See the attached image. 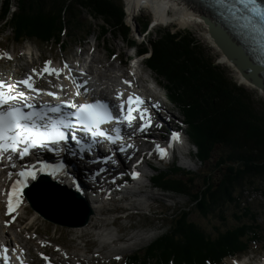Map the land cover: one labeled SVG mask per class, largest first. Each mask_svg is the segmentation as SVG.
<instances>
[{"label": "trees", "instance_id": "trees-1", "mask_svg": "<svg viewBox=\"0 0 264 264\" xmlns=\"http://www.w3.org/2000/svg\"><path fill=\"white\" fill-rule=\"evenodd\" d=\"M84 13L102 22L101 38L112 34L127 40L131 35L121 0H0V27L10 31L14 45L33 41L62 50L82 27ZM148 24H141V33ZM127 44L137 47L138 54L149 52L145 64L165 83L170 101L181 111L200 164L206 168L217 150L221 153L216 167L223 172L217 182L207 178L195 190L194 176L174 166L169 175L159 172L154 184L163 192L189 197L205 217L218 213L216 217L226 222L224 209L232 206L234 224L223 231L214 226L207 231L183 211L142 255L132 253L123 263L222 264L247 254L264 238L258 214L243 200L244 186L261 192L264 183V111L257 110L246 90L208 57L191 32L163 29L146 42L148 48L130 40ZM241 200L245 201L243 208Z\"/></svg>", "mask_w": 264, "mask_h": 264}, {"label": "rangeland", "instance_id": "rangeland-1", "mask_svg": "<svg viewBox=\"0 0 264 264\" xmlns=\"http://www.w3.org/2000/svg\"><path fill=\"white\" fill-rule=\"evenodd\" d=\"M121 2L125 12V25L131 29V35L127 40H124L119 35L114 36L112 34H106L102 38L99 37L102 22L92 19L85 13L81 17L82 27L72 33L73 35L68 44L62 50L59 49V46L50 45L51 43L40 44L33 41L14 45L10 41V31L7 28L0 27V81L12 80L14 84L15 79H23L28 75H32L33 78L35 76L33 82L38 86H43L47 77L42 78L44 73L41 74V70L45 62L50 61L49 66L61 69L59 73H62L64 77L62 76L61 79L55 77V80L58 83H62V88L66 91L65 95L76 98L78 94L70 82L71 79H74V75L70 77L69 73L70 71L73 74L74 71L71 66H75L76 62L91 64L92 57H95L94 69L97 72H102L103 69L100 67H103L102 64L106 62L123 71L124 78L134 74L132 67L136 68L139 66V73L148 78L149 82L146 85L152 90L151 93H146L145 95L152 97L153 94H157L159 96L158 99L162 100L172 112L171 114L181 122L180 131H172L170 133H180V136L188 144L177 147L179 152H176L177 154H174L173 159L168 162L157 159L154 155L145 158V154H143L144 163L138 162L137 166L144 169L143 172L145 173L140 174L139 178L148 182L145 185L149 186L143 188L136 186V183L134 185V182L124 180L119 184V189L123 190L127 186H130L129 188L137 187L141 191L147 190L150 197H143L144 199L142 197L128 198L129 200L118 198L110 203L104 201L102 203L103 206H108L110 209L113 208L115 211L111 212L110 210V212L98 217L100 223L95 230L88 228L86 231H82L72 227H60L44 221L37 213L31 210L24 196H20L21 200L15 211L10 215L6 214L8 212L7 193L11 190V183H8V178L4 177L6 182L0 184V243H3L5 236L8 237L10 242L7 247L10 249V253L12 255L15 254V256L20 253L29 264H124V257L129 254L137 251L142 255L147 246L168 231L173 219L183 211H188L191 222L207 231L212 230L213 226L223 231L234 224L232 206L224 209L226 222L220 221L216 217L218 213H215L216 215L209 214L205 217L190 203L189 197L163 192L161 188L156 187L154 184L153 179L159 172L169 175L174 170V166L194 176L195 190L201 189L207 178H210L212 182H217L222 177L223 172L216 167L217 159L221 153L220 150H217L214 160L206 168L200 164L196 158V150L192 146L193 142L186 134L185 120L181 111L170 101L169 93L164 86L165 83L160 82L158 76L151 72L145 64L147 59H149V52L143 55L138 54L137 47L129 46L127 41H133L137 46L143 44L147 47L146 42L154 39L156 31L165 29L172 32H191L205 49L208 57L214 60L215 64L226 73L232 82L246 90L247 95L259 111H264V97L257 90H252L240 84L231 69L220 63L218 53L203 38V27L193 28L187 26L184 28L169 21L156 25L152 13L147 9L133 14L134 16L131 19L127 17L125 10L126 1L121 0ZM10 12H13V9H10ZM146 21L149 22L147 31L141 33V24ZM86 31L90 33L88 36ZM5 53L11 59L5 58ZM121 63L122 65L119 66ZM65 65H68L67 69L64 67ZM33 69L36 70L35 73H33ZM106 69L104 68L103 71H106ZM116 73H112V75L115 77ZM107 75L111 76V74ZM63 80H65L64 83ZM47 85L46 83L44 86L48 88L49 86ZM109 89L112 91L111 87ZM131 89L140 91L136 84H132ZM165 118L167 119L169 116H165ZM173 153L175 152L173 151ZM185 155L190 161L185 163L193 164L192 169L182 162ZM134 170L136 169L132 168L129 171L132 172ZM127 182L128 184L126 185ZM31 185L29 184L28 186ZM58 187L61 191H70V189L63 186ZM116 187L118 185L110 187V190L116 189ZM244 187L243 200L246 199V203L253 207L258 214V224L264 225V195L261 193L264 190V183L263 187L260 188L261 192L251 191L246 188L247 185ZM243 200L240 203L241 208L245 206V201ZM134 202L135 204L140 203L142 207H130L127 205ZM103 206L97 209H102ZM119 209H122V211L119 212ZM13 216L15 219L11 218ZM76 221L78 220H74V222ZM101 230L105 231L102 232ZM105 235H111L109 237L111 239L103 238ZM262 257H264V238L258 246L251 249L247 254L238 258L225 259L222 264H236L237 260L240 261L239 264H263L264 259ZM17 260L16 257L15 262Z\"/></svg>", "mask_w": 264, "mask_h": 264}, {"label": "bare ground", "instance_id": "bare-ground-1", "mask_svg": "<svg viewBox=\"0 0 264 264\" xmlns=\"http://www.w3.org/2000/svg\"><path fill=\"white\" fill-rule=\"evenodd\" d=\"M125 1H126V9L125 10H126L128 18L132 19V16H134L133 14L147 9L152 13V16H153L154 21L156 22V25L169 21L173 24H176V25H178L180 27H184V28L187 26L193 27V28L194 27H197V28L203 27V31H202L203 38L210 45V47L213 48L218 53L220 63L227 66L229 69H231V71L234 73V75H236L235 76L236 80L240 84H242V85H244V86H246L252 90H257L259 92V94L264 97V83L262 81H260L259 77H258V79L260 82H257V81H251L243 75V73L240 70V68L238 67L237 63L233 60V59H235V60L238 59L236 54H235V52H237L238 49L231 48L230 44H232V43L228 40L225 41L224 40L225 36L222 35V39H223L222 42H224L225 45L227 46L226 48L228 49L229 54L234 55L235 58L231 59L228 56L229 54H225L221 50V48L216 44L214 39L210 36L209 26L207 24H205V20H203V18H202L204 16L205 18L212 20L211 17L209 16L208 13L204 14V13L200 12L199 10H196L194 8V6L191 4L190 0H125ZM191 7H193L194 9H192ZM196 13H199V14H196ZM215 27L217 29V32L220 33L219 34L220 36H221V34L225 33V30L222 31L220 28H218V26H215ZM237 62L239 64H242L243 68L252 74L251 70L247 69V66H246V63L244 60L242 61L240 59ZM95 63H96V58L92 57L91 64L90 63L86 64L88 67L89 75L92 77V79H95V86H94L95 90L101 88L102 91H106V88L108 89L111 87L113 90L111 94L114 93V95H116L115 94L116 92H118L120 90L122 91L125 87H127L128 83H125V82L126 81L129 82V80L125 79L124 82L123 81L121 82L122 78L125 76V75H123V71H121L119 68L113 67L112 64L105 62L104 64H102L103 67H100V68L103 70H104V68L105 69L107 68L106 71L102 70V72H97L94 69ZM121 65H122V63L119 64V66H121ZM49 67H51V66H49ZM132 68L134 69V74H131L128 78H131V79L133 78L132 80L137 85L138 89H140L139 93H136V94L137 95H139V94L143 95L146 93H151L152 92L151 88L147 86L148 85L147 83L149 82V80L147 77L143 76V74L139 73L140 72L139 66H137L136 68H134V67H132ZM115 72H117V73L114 77L112 75V73L115 74ZM104 73L111 74V76L104 74ZM62 76H63L62 73H59V76H57L55 74L48 75L47 73H44L42 78L47 77L46 83L48 84L47 86H49V87L46 88L44 86L46 83L44 82L45 84L43 86L37 85L38 86L37 88L43 89L44 93L51 91V92H54L55 94H58V95L65 94L66 91L64 90V88H62V83H58L55 80V77L56 78L58 77L59 79H61ZM34 78H35V76H34ZM42 82H41V84H42ZM64 82H65V80H63V83ZM104 86L105 87L107 86V87L105 88ZM86 89L88 92L92 89V87L89 85H86ZM87 92H85V93H87ZM118 94L120 95L121 93H118ZM32 95H33V98H31V99H34V100L39 99L41 102L47 103V104L51 103L54 99V97L48 96L46 94L36 95L33 93ZM151 98L153 99L152 103H150L152 111H153V113H152L153 117H152V122L150 124L149 129L156 131V133L152 134V135H155V138L153 139V137H151V139L157 140V141L148 140L147 137H144V138L143 137H136V138H134V141L137 144L144 145L147 147V153H146L147 156L154 155V153H155L154 151L158 150L157 146H159V148H162V149L166 150L167 152H169L170 147L172 145H175L173 141L170 142V138H169V136L171 135L170 132L180 131L179 127L181 124V122H179L175 118V116H173V114H171L172 112L165 106L163 101L158 99L159 96L157 94L156 95L153 94V96ZM68 99L71 102L72 98L68 97ZM84 100L85 99H83L81 97V94H78V96L76 98H74L72 103H75V104L83 103ZM165 116H169V118L166 119ZM159 123H162L161 126ZM161 131H163L166 134V138L164 140H163V138H161V135L159 133ZM187 131H188V129H187ZM186 134H187V132H186ZM157 137H159V139H157ZM158 140H162V141H158ZM149 141H152V147L147 146V143ZM153 144H155V145L153 146ZM167 155L168 154L166 153L163 156H167ZM122 161L126 166H129V167H130V163H132L128 156L122 158ZM182 162L188 168L190 167L192 169L194 166L191 163H185L186 160H184ZM187 162H190V161H187ZM13 163H16V162H13ZM13 163H11V165ZM6 165H8V163H6ZM11 165H8L6 168L2 169L1 174H0L2 178H4V177L8 178L9 182L13 183L15 180L18 179L16 173H18L20 170H22V168L31 167L35 173H38V171H42L43 173L53 175L54 179L56 181H58L59 183H61L63 186H69L70 188H72V191H76V190L79 191V193L82 194L87 199V201L91 205L89 208H90V210L93 211V215L91 216L87 226H84L81 228H74V229L86 231L88 228H90V229L92 228L95 230L98 227V224L100 223V220L98 217L103 216L105 213L110 212V210H111V212L115 211L113 208L110 209V208H108V206H105V205L103 206V204H101V198H99L97 196L96 191L103 184L102 176H96L95 174H88V172H89L88 166H85L84 169L89 176H86L87 174H83L82 172L80 175V173H78L76 171L73 164H71L67 161H63V160L61 161V163L50 162V161H45V160H39L34 164H31V162L25 163V164L17 163L15 168H13ZM44 165H47L48 167L44 168L43 167ZM133 168L136 169L134 171L138 172L139 175H140V173L143 172L142 168H140V167H138V168L133 167ZM41 169H43V170H41ZM126 169H127V167H126ZM9 173H11V178H9ZM30 179L31 178H28L25 181V183H27ZM146 180L148 181V179H146ZM125 181H127V180H125ZM133 181L137 184L136 186H140L143 188L149 186V185L148 186L145 185L148 182L143 181L142 179L139 178V176H138V178L133 179ZM73 182H75V183H73ZM135 183H134V185H135ZM134 188H136V189H134ZM124 190H126V191L120 192L119 196L121 198H125V200L128 198H135V197H142V198L143 197H146V198L150 197L148 195L147 190L141 191L137 187L127 188ZM105 193H107V192H105ZM105 196L108 200L111 199V197L108 194H106ZM7 199H8V197H7ZM20 200H21V198H20ZM127 205L130 207H133V206L142 207L140 203L135 204V202L129 203ZM100 206L101 207L103 206V208L97 209ZM118 211L120 212V211H122V209H119ZM73 219H78V218H76V216H74ZM109 237H111V235H108V236L105 235L103 238L111 239ZM9 242H10L9 238L5 236L3 243H0V248H2V249L6 248L10 252V249L7 247ZM16 257L18 259L17 262H15ZM11 258H12L11 259L12 264H21V262H22V264H29L28 261L24 260V257L20 253L17 256H15V254L14 255L11 254ZM7 264H9V262H7Z\"/></svg>", "mask_w": 264, "mask_h": 264}, {"label": "snow or ice", "instance_id": "snow-or-ice-1", "mask_svg": "<svg viewBox=\"0 0 264 264\" xmlns=\"http://www.w3.org/2000/svg\"><path fill=\"white\" fill-rule=\"evenodd\" d=\"M217 3H225V0H217ZM235 3L242 5L244 12L249 14L247 16L249 23L264 36V5L259 0H235ZM4 57L11 59L6 53ZM50 63V61L45 62L41 74L47 73L48 75L55 74L59 76L60 70L49 67ZM64 67L68 68V65ZM35 72L36 70L33 69V73ZM125 83L130 82L126 81ZM19 86H23L24 89L36 95L46 94L58 98L54 92L44 93L43 89L35 87L32 75L17 81L16 84H7L4 81H0V157H4L7 154L9 160L13 159L12 154H16L22 160L29 155L32 149L46 148L49 151H60L59 145L61 143L67 144L69 139L75 141L76 144H80V140L75 135L76 125H79L80 131L90 133L93 138L103 137L110 144H117L121 139L120 128H112L111 133H114L113 135L106 134L101 126L110 124L113 121L116 124L127 122L131 126L132 120L136 119L132 115L134 109L132 108L133 97L131 95L128 97L129 107L127 114L124 113L123 102L120 104L121 114L114 116L105 102L97 100L78 105L68 101H61V105L74 110L64 115L60 106L47 103L41 106L42 110H36V106L29 102L26 92L18 90ZM14 89L17 90L13 91ZM117 98L119 99V94ZM134 102L137 106L143 103L139 97H135ZM24 109H29V111ZM72 117L75 118L76 124H73ZM140 119L144 120L143 112L140 115ZM141 127L143 128V125ZM173 137L178 139L179 134L173 133ZM49 145L55 146V148H49ZM128 147L132 146L129 145ZM157 148L161 156L166 154L164 149L159 148V146ZM124 150V147L121 146L120 151ZM11 166L15 168L16 165L13 163ZM43 167L46 168L48 166L44 165ZM16 175L18 179L12 183L11 190L7 193L8 212L6 214L9 215L18 207L21 192L27 186L25 181L28 178L36 179V173L31 167L22 168ZM131 175L133 179H136L139 173L133 171ZM9 178H11V173H9ZM11 218L15 219L14 216ZM7 251L6 248L3 249L5 264L8 261Z\"/></svg>", "mask_w": 264, "mask_h": 264}, {"label": "water", "instance_id": "water-1", "mask_svg": "<svg viewBox=\"0 0 264 264\" xmlns=\"http://www.w3.org/2000/svg\"><path fill=\"white\" fill-rule=\"evenodd\" d=\"M205 24L209 26L210 36L214 39L216 44L221 48L225 54H229L227 46L225 45L215 25L205 20ZM231 59L235 58L234 55H228ZM243 75L251 81L260 82L259 79H254L253 75L239 64L238 59H233ZM26 203L31 210L39 215L44 221L60 227L80 228L89 223L92 211L85 205L79 196L72 194L70 191H61V189L51 183L47 177H41L39 181L26 189L23 193ZM74 216L78 219H73ZM72 220V221H71ZM74 220H78L74 222Z\"/></svg>", "mask_w": 264, "mask_h": 264}, {"label": "built area", "instance_id": "built-area-1", "mask_svg": "<svg viewBox=\"0 0 264 264\" xmlns=\"http://www.w3.org/2000/svg\"><path fill=\"white\" fill-rule=\"evenodd\" d=\"M249 201H253V200H249ZM245 203V202H244Z\"/></svg>", "mask_w": 264, "mask_h": 264}]
</instances>
